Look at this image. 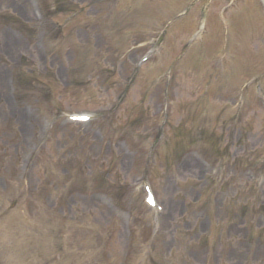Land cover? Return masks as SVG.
Returning <instances> with one entry per match:
<instances>
[{
    "label": "rangeland",
    "instance_id": "rangeland-1",
    "mask_svg": "<svg viewBox=\"0 0 264 264\" xmlns=\"http://www.w3.org/2000/svg\"><path fill=\"white\" fill-rule=\"evenodd\" d=\"M183 1L185 0L174 3L169 0H120L121 6H115V14L109 20L101 18L102 8L107 5V0L75 1L80 14L69 19L64 16L54 18L58 21L59 27L55 25L62 34L61 38L56 37V47L48 51L47 55H31L27 41L14 47L7 43L3 33L8 16L19 22L27 32L34 31L35 26L30 23L32 17L29 0H0V168L6 173L3 180H0V264H32L28 260L30 256H34L36 261L46 259L38 264H51L54 260L49 259L40 249V243L46 240H50L54 248L62 251L59 253L61 260L57 253L58 261L54 264H150L148 258L151 257L152 261L156 249L162 250L166 255L172 253L171 258L163 262L205 264L204 246H212L213 250L223 254L221 264L264 261V238L258 242L254 235L259 234H252L249 226L244 229L232 222L224 228V239L222 238L226 216L223 199L226 194L212 193V189L225 188L237 177V193L231 189L229 199H243V202L245 199H253L248 194V188H244L242 184H248L245 165L236 160L243 159L244 162V159L250 158L249 153L252 151L264 152V113L257 107L261 103L254 101L251 93H247L243 95L242 108H235L237 103L234 105L228 96L241 84L230 85L229 76L221 80L224 88L221 93L220 80H212L207 101L201 91L208 67L212 73V62L209 65L207 61L204 79L182 74L181 59L184 54L181 55V52L187 48L185 45L188 44L189 36L196 31V13L188 12L177 24H165ZM223 5L220 1L213 2L207 11L210 34L203 44L206 51L211 50L210 47L214 45L210 40L218 37V22ZM237 9L239 11H235ZM256 10L251 0H243L225 13L223 19L233 23L237 18L236 13L241 12L242 18L236 20L235 24L246 30L248 20H252L250 29L257 27L256 34L261 29L262 35L259 20L253 18ZM162 25H165L161 29L165 34L163 43L159 38L161 30L156 32ZM68 37H71L72 43L68 42ZM102 38L108 45H114L117 41L121 45L117 55L113 56V64L109 62L112 57L107 53L109 48L100 45ZM132 41L140 42L139 49H132ZM250 46L252 51L247 61L262 54L260 49L254 55V42ZM154 49L159 50L156 58L142 66L133 65L138 56ZM198 50L194 46L188 48L185 59L197 54ZM233 52L235 55L239 54L237 50ZM95 54L100 58H95ZM80 61L84 72L83 82L73 85L72 79L77 81V77L76 71L72 73L71 69L74 65H79ZM239 62L241 60L238 58L236 63ZM169 65L175 74L167 81V76L161 77V74ZM258 65V71L264 68V59ZM11 66L15 67L10 69ZM238 67L239 65L236 66V82L251 66L247 63L242 68ZM10 70L18 72L31 85L39 87L42 94L39 93L38 96L41 95L42 100L47 97L50 108L57 111L65 109L71 113L106 111L121 82L124 83L125 78L130 75L134 80L118 111L112 113L110 119H105L110 124L102 127L105 133L80 131L78 128H75V133H69L65 131V126L58 124V134L45 149H41L38 147L41 118L39 111L32 112L25 119L20 106L12 110L7 105L4 79ZM252 70H255L254 66ZM209 71L207 74H210ZM226 82L228 85H225ZM160 88L166 91L167 97L163 100L159 95ZM222 94L226 95V100H219L218 97ZM261 98L264 100V97ZM203 100L204 104H199ZM161 101L167 107L166 113L157 115L154 110H163ZM202 106L207 112L205 115L200 114L195 123L196 128H211L217 134L221 133L224 141L230 137L228 143L231 157L212 176L204 173L202 163L194 162L196 152L188 150L182 167H177L176 161H167L163 174L158 163L165 154L172 155L177 140L173 136L174 129L178 125L189 129L191 122L188 121L190 116H186L187 111L196 112L199 108L202 111ZM233 114H236L237 119L230 118ZM238 122L244 126L242 134L237 132L238 128L235 130ZM128 124L133 125L126 127ZM157 126L165 129L166 136L155 147V164L150 166V177L165 210V214L155 221H161L163 227L159 232L155 226L145 228L142 223L137 222L134 237L128 241L123 230L128 223L125 214L134 215L135 212L138 219L143 216L135 209L133 198L129 196L131 179H135L132 169L140 156L134 155V152L141 154L145 151L141 145L149 142L146 141L148 132L154 135ZM125 128L134 134L125 133ZM169 136V143L165 142ZM114 139H123L127 147L116 146ZM26 151H31L32 157L38 158V163L32 177L27 175L29 181L22 185L16 176L24 174L19 170V163ZM90 171H93L91 179L85 180L80 186L73 184L67 190L64 189L68 178L75 175L84 177L86 172L91 175ZM96 178H103L104 181L107 179L108 186L120 187L119 193L124 194L122 211L125 214L115 216L116 213L110 212V202L105 193H100L95 184ZM57 186H62V189H56ZM38 189L39 192L34 197ZM251 193L257 195V199L263 202L261 206H264V189L259 187ZM32 194L35 204L30 205L31 199H34ZM42 197H51L44 199L50 207L40 199ZM11 201L13 206L9 207ZM24 202L27 205L22 204ZM251 207L256 209L254 205ZM256 212L259 216H255L258 218L255 226L258 228L261 223L264 225V208L260 210L259 207ZM73 215L76 221L66 224L64 221H70ZM262 234L264 235V227ZM251 245L255 250L247 257L244 254ZM35 248L39 249L38 252H43L45 258L37 255V252L32 253ZM207 260L211 262L210 258Z\"/></svg>",
    "mask_w": 264,
    "mask_h": 264
}]
</instances>
